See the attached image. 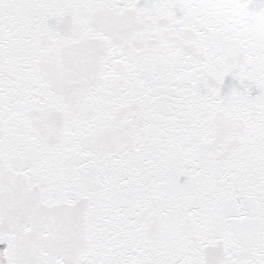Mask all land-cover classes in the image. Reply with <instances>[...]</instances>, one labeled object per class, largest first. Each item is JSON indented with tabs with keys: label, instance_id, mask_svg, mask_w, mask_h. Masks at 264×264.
<instances>
[{
	"label": "snow or ice",
	"instance_id": "1",
	"mask_svg": "<svg viewBox=\"0 0 264 264\" xmlns=\"http://www.w3.org/2000/svg\"><path fill=\"white\" fill-rule=\"evenodd\" d=\"M0 264H264V0H0Z\"/></svg>",
	"mask_w": 264,
	"mask_h": 264
},
{
	"label": "water",
	"instance_id": "2",
	"mask_svg": "<svg viewBox=\"0 0 264 264\" xmlns=\"http://www.w3.org/2000/svg\"><path fill=\"white\" fill-rule=\"evenodd\" d=\"M0 247H3V246H0Z\"/></svg>",
	"mask_w": 264,
	"mask_h": 264
}]
</instances>
